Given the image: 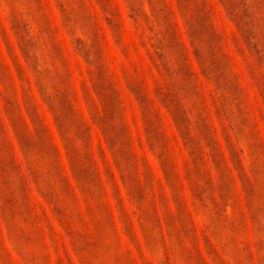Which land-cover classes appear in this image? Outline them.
<instances>
[{"label":"rangeland","instance_id":"374dc122","mask_svg":"<svg viewBox=\"0 0 264 264\" xmlns=\"http://www.w3.org/2000/svg\"><path fill=\"white\" fill-rule=\"evenodd\" d=\"M0 264H264V0H0Z\"/></svg>","mask_w":264,"mask_h":264}]
</instances>
